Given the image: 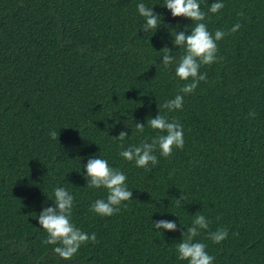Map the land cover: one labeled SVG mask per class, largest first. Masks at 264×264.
I'll list each match as a JSON object with an SVG mask.
<instances>
[{"label": "trees", "instance_id": "obj_1", "mask_svg": "<svg viewBox=\"0 0 264 264\" xmlns=\"http://www.w3.org/2000/svg\"><path fill=\"white\" fill-rule=\"evenodd\" d=\"M214 2L224 4L215 14ZM138 3L161 15L154 32L140 28ZM199 3L213 34L241 28L218 41L223 59L202 65L207 79L169 112L161 105L190 80L175 76V63L164 68L163 48L178 60L174 34L195 22L173 17L165 0H0V264H187L176 247L200 214L209 229L194 239L213 264H264V0ZM157 114L182 124L185 143L170 158L157 150L148 172L119 155L114 137L125 131V148L151 142L163 134L148 125ZM90 158L127 176L132 199L113 216L90 211L107 196L86 185ZM57 187L74 196L76 226L98 241L70 261L43 243L37 220L55 207ZM161 219L177 230L155 229ZM221 227L228 237L215 244L208 231Z\"/></svg>", "mask_w": 264, "mask_h": 264}, {"label": "clouds", "instance_id": "obj_2", "mask_svg": "<svg viewBox=\"0 0 264 264\" xmlns=\"http://www.w3.org/2000/svg\"><path fill=\"white\" fill-rule=\"evenodd\" d=\"M170 10L173 17H185L195 22L190 32H175L173 44L183 49V54L177 60L172 55V50L165 47L162 56V64L165 69L174 63L175 76L181 81H189L179 87L178 94L173 99L166 100L161 107L169 112L182 110L184 95L193 93L201 81L207 79V73H201L202 65H212L219 62L223 57L218 56V41L226 35L233 34L241 28L240 23L234 24L228 32L216 30L214 34L209 31L206 13L201 10L199 0H165V5ZM224 8L223 2H214L209 11L213 14L218 13ZM138 14L143 17L144 23L141 24L145 32H154L161 26V15L152 10L144 3L136 5ZM243 15V13H240ZM173 35V34H172ZM255 116L256 113H250ZM92 123V122H91ZM148 125L159 133L151 139V142L142 140L139 145H129L124 147L128 134L120 131L118 136L120 147L123 149L119 155L125 160L135 162L137 167L151 172L150 165L155 166L159 163L155 154L157 150L160 156L170 158L174 149L184 147V129L177 120H169L166 115L157 114L155 118L148 120ZM137 133L142 134L145 124L135 123ZM52 139H58L56 130L49 132ZM86 169L87 187L90 189L104 188L107 190L106 199H96L90 206V211L102 216H113L121 211V207H127L125 202L132 199V191L127 186V176L118 168L109 165L103 158H90L84 165ZM180 199H177V206H180ZM55 207L49 206L42 209L37 216L40 227L47 233V238L43 241L47 245H56L53 251L59 257L70 261L79 251L82 245L89 241L96 243L95 233L82 231L72 220L74 208V196L64 187H57L54 190ZM209 220L203 215H197L192 220L186 232H183V239L177 244V259L187 261V264H213L214 257L207 252V244L197 241L194 238L199 236L201 230L209 229ZM155 229H165L169 231L177 230V223L165 219L153 221ZM238 235V233H233ZM228 237V229L221 227L215 231H208V239L215 244H219Z\"/></svg>", "mask_w": 264, "mask_h": 264}]
</instances>
